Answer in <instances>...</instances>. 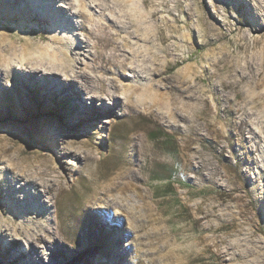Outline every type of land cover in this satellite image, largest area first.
I'll return each mask as SVG.
<instances>
[{
  "label": "rangeland",
  "instance_id": "1",
  "mask_svg": "<svg viewBox=\"0 0 264 264\" xmlns=\"http://www.w3.org/2000/svg\"><path fill=\"white\" fill-rule=\"evenodd\" d=\"M127 4L176 21L160 19L153 52L130 56L132 94L116 79L120 91L94 100L28 61L16 77L0 63V264H133L166 252L176 264H264V0ZM43 9L0 0V32L50 42L62 29ZM247 115L255 135L243 133ZM52 169L65 187L59 217L43 194L59 183ZM137 202L151 218L136 228L123 210ZM33 220L55 230L39 254L23 238Z\"/></svg>",
  "mask_w": 264,
  "mask_h": 264
},
{
  "label": "bare ground",
  "instance_id": "2",
  "mask_svg": "<svg viewBox=\"0 0 264 264\" xmlns=\"http://www.w3.org/2000/svg\"><path fill=\"white\" fill-rule=\"evenodd\" d=\"M31 1L33 6L42 4L44 7V15H51L52 19L50 21L57 27H60L62 32L59 35H51V41L46 44L33 41L22 33L19 34V38L14 39L6 33L0 32V63L5 65V73L16 77L18 74L16 63L28 61L29 64L27 67L30 71L36 73L49 72L51 76L56 78L59 82V76L62 75L67 79L75 81L85 97L94 100L99 99L100 101L104 100L105 94L113 95L115 92L121 90L115 81L116 79H121L123 81L124 88L130 90V94L136 91L138 86L131 81L132 79L137 80L138 77L134 75L129 76L126 73L127 69L132 71L129 67L130 56L138 53L146 54L152 51V43L157 39V32L161 27L159 24L160 19L164 21L167 20L165 26L176 22L167 15H163V12L142 10L139 7L140 5L132 7V9L131 7H125L127 3H131L133 0ZM76 21H79V24L70 25L72 22ZM70 26H75L77 30L84 32V43L79 42L76 33H67V29L68 27L70 28ZM106 44H109L108 47L110 45L112 46L108 52L102 49V46ZM78 96V98L82 100V95L80 93ZM250 98L253 99L252 97ZM255 100H257V98H254L252 101L255 102ZM242 128L243 133L248 131L254 134L255 132L250 125L248 115L242 120ZM9 166H7V168H12L14 170L17 167L14 163H10ZM22 171H24V169H22ZM31 172H29V174L27 173V177H35L34 172ZM51 172L54 173V179L59 183L46 185L44 182V184H42L44 187L43 194L52 195L50 198L51 205L55 207L54 211L50 212L48 210L46 213L49 215L55 213L59 217L60 207L58 206V201L60 193L65 191V187L63 186L62 175L59 170L52 169ZM36 173L37 172H35V174ZM22 178L24 179V177ZM27 182L38 185L35 179ZM109 185L105 187L104 195L109 196V194L116 189H121L120 191L123 190L121 183H119L117 187H114V184L113 186ZM129 201L131 202L132 200ZM138 203L139 202L129 205L126 204L127 208L123 210V212L131 218V221L134 222L132 225L136 228L138 225L135 224V221L141 226L144 218H151V213L149 214L146 205ZM34 222L36 225L34 228H31L33 233L23 231V238L31 243L32 251H34L35 254H39L42 251L43 243L49 242L50 236L55 233V230L49 227H43L38 223V220ZM145 226L146 225H144V227ZM16 243L17 246L15 245L14 252H16L20 258L28 260L27 255L22 253V250L19 248L20 242L17 241ZM166 254L168 255L165 256L164 259H159L154 256L146 258L143 256L136 257L133 264H176L175 255L173 257L170 253L166 252Z\"/></svg>",
  "mask_w": 264,
  "mask_h": 264
}]
</instances>
